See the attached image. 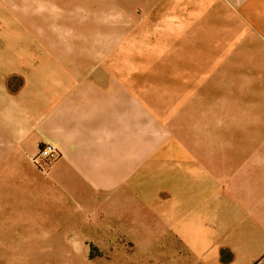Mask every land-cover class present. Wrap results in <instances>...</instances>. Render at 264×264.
Segmentation results:
<instances>
[{
	"label": "rangeland",
	"instance_id": "obj_1",
	"mask_svg": "<svg viewBox=\"0 0 264 264\" xmlns=\"http://www.w3.org/2000/svg\"><path fill=\"white\" fill-rule=\"evenodd\" d=\"M204 1L195 9V0H0V120L2 109L28 120L31 88L44 95L51 77L126 81L163 122L167 140L185 149H253L264 135V116L253 112L256 99L264 98V0H207L214 26L206 28L195 26L207 16ZM196 37L203 40H191ZM46 146L52 145L37 153ZM56 150L58 159L44 172L34 163L37 153L0 149V212L8 210L12 219L0 229V264H234L231 250H220L213 263L185 247L172 228L165 231L150 209L145 217V196L158 204L157 173L172 166L173 149L157 164L141 166L144 185L133 196L119 195L115 216L91 218L93 233L36 229L29 193H5L8 178L22 183L10 174H26L9 165L30 163L50 176L61 159ZM254 264H264V253Z\"/></svg>",
	"mask_w": 264,
	"mask_h": 264
},
{
	"label": "crops",
	"instance_id": "obj_2",
	"mask_svg": "<svg viewBox=\"0 0 264 264\" xmlns=\"http://www.w3.org/2000/svg\"><path fill=\"white\" fill-rule=\"evenodd\" d=\"M195 2V9L204 8ZM204 3L207 16L195 26L213 27L214 14L207 0ZM224 23L218 21L217 25ZM194 34L205 37L204 31L195 30ZM49 79L52 81L47 82L44 95L36 86L31 88L33 103L28 120L18 121L16 114L7 117L3 109L0 120V149H25L33 156L40 145L49 144L61 152L50 176L30 163L9 165L29 174L30 179L22 172L10 174L13 178L21 176L22 183L17 187L18 181L8 178L4 189L7 194L13 190L14 194L29 193L36 229L93 233L97 223L91 218L115 216L119 195L130 192L133 196L134 187L144 185L141 166L157 164L164 160L166 149H173L168 152L174 155L172 166L164 164L157 173L158 204H150L145 196V217L150 209L165 231L172 228L185 247L196 249V256L213 263L222 249L231 250L234 264H254L262 256L264 135L253 149H229L228 145L226 149H185L183 142L167 140L163 122L151 113L144 99L134 96L126 81L76 82L71 76ZM254 107V114L264 116V98H257ZM0 198L4 196L0 194ZM8 214L6 209L0 212L3 231L12 221Z\"/></svg>",
	"mask_w": 264,
	"mask_h": 264
},
{
	"label": "built area",
	"instance_id": "obj_3",
	"mask_svg": "<svg viewBox=\"0 0 264 264\" xmlns=\"http://www.w3.org/2000/svg\"><path fill=\"white\" fill-rule=\"evenodd\" d=\"M58 157L59 153L57 152L56 148L52 146H46L39 150L33 160L34 163L42 169V171L49 172Z\"/></svg>",
	"mask_w": 264,
	"mask_h": 264
}]
</instances>
